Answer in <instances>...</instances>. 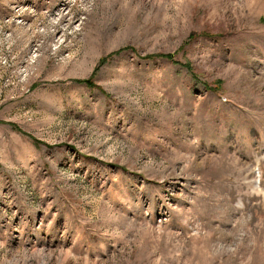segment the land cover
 <instances>
[{"label": "rangeland", "instance_id": "374dc122", "mask_svg": "<svg viewBox=\"0 0 264 264\" xmlns=\"http://www.w3.org/2000/svg\"><path fill=\"white\" fill-rule=\"evenodd\" d=\"M0 264H264V0H0Z\"/></svg>", "mask_w": 264, "mask_h": 264}, {"label": "trees", "instance_id": "16d2710c", "mask_svg": "<svg viewBox=\"0 0 264 264\" xmlns=\"http://www.w3.org/2000/svg\"><path fill=\"white\" fill-rule=\"evenodd\" d=\"M158 55L161 56V57H167L169 59L173 58L172 54H164V55L158 54Z\"/></svg>", "mask_w": 264, "mask_h": 264}]
</instances>
